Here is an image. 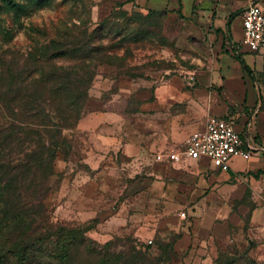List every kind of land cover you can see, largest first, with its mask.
<instances>
[{"label":"rangeland","instance_id":"obj_1","mask_svg":"<svg viewBox=\"0 0 264 264\" xmlns=\"http://www.w3.org/2000/svg\"><path fill=\"white\" fill-rule=\"evenodd\" d=\"M209 52L200 27L167 10L0 0V264H264V225L241 217L223 239L205 234L193 224L204 205L195 214L156 185L154 170L175 163L186 134L172 126L173 139L158 145L166 132L150 126L140 98L172 79L197 88ZM63 86L72 89L63 95ZM59 103L80 104L78 119L64 122ZM85 145L95 168L81 157ZM141 214L157 223L151 244L148 220H131Z\"/></svg>","mask_w":264,"mask_h":264},{"label":"crops","instance_id":"obj_2","mask_svg":"<svg viewBox=\"0 0 264 264\" xmlns=\"http://www.w3.org/2000/svg\"><path fill=\"white\" fill-rule=\"evenodd\" d=\"M118 1L134 10H167L187 16L210 42V57L200 71L197 88L179 90L172 79L157 86L154 97L140 98V110L151 117L150 126L168 133L156 136V143L173 139L172 126L178 131V138H183L184 133L187 138L192 133L188 134L190 130L204 128L207 116H220L231 120L249 144L264 148V49L252 52L242 44V12L255 1L264 10V0ZM234 26H237L236 36ZM127 85L121 86V90L130 92L131 85ZM185 105L188 117L181 120L179 115ZM114 125L120 128L117 122ZM114 141L118 138L114 137ZM94 154L91 145L81 149L82 159L93 168L98 164ZM154 173L162 195L175 200L177 205L186 200L194 203L191 207L195 214L199 205H204V216L194 218L193 224L202 225L205 234L223 239L228 236L229 223L241 217H248L252 224L264 225V150L254 151L249 158L232 159L227 170L203 159H183L171 167H158ZM143 218L148 220V226L142 232L150 238L157 228V223L151 225L150 215H135L131 220ZM158 222L163 226L173 224L175 216Z\"/></svg>","mask_w":264,"mask_h":264},{"label":"built area","instance_id":"obj_3","mask_svg":"<svg viewBox=\"0 0 264 264\" xmlns=\"http://www.w3.org/2000/svg\"><path fill=\"white\" fill-rule=\"evenodd\" d=\"M242 44L252 52L264 49V10L260 2L249 4L242 12ZM188 82L194 81V75H187ZM264 150L248 143L234 128L231 120L220 116H207L204 128L189 134L180 153H170L172 161L183 159L206 160L210 165L227 170L236 157L249 158ZM181 216H185L182 211ZM152 243L149 238L146 241Z\"/></svg>","mask_w":264,"mask_h":264},{"label":"trees","instance_id":"obj_4","mask_svg":"<svg viewBox=\"0 0 264 264\" xmlns=\"http://www.w3.org/2000/svg\"><path fill=\"white\" fill-rule=\"evenodd\" d=\"M52 75H54L53 78L55 79V78L60 77L61 73H59L58 70H54L52 72ZM79 81L82 82L81 80H79ZM91 81H92V78H89V80L85 81V85L87 84L85 89L88 88V86L91 83ZM71 89L72 88L69 87V86H63V87L60 88V90L62 91L63 95L65 93H69V91H71ZM51 94H52V96L55 95V96H53L54 98L57 96L54 92H52ZM79 99H81V101H82V99L83 100L85 99V96L82 95V92L80 93ZM36 104H37V106H39L38 102H36ZM59 105H62V104L59 103ZM59 107H61L59 112L61 113L62 119L64 120V122H66L67 120H77L78 119V116H79V113H80V108H81L80 104H78V103H74V104L73 103H68V104H63L62 106H59ZM52 144L57 146L59 144V141H54Z\"/></svg>","mask_w":264,"mask_h":264}]
</instances>
